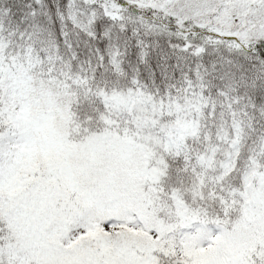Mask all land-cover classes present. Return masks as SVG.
Segmentation results:
<instances>
[{
	"label": "rangeland",
	"instance_id": "rangeland-1",
	"mask_svg": "<svg viewBox=\"0 0 264 264\" xmlns=\"http://www.w3.org/2000/svg\"><path fill=\"white\" fill-rule=\"evenodd\" d=\"M98 1L68 3L69 18L86 40L95 37L93 9ZM127 1L158 7L224 36L264 39V0ZM113 9L107 13L115 19L118 8ZM1 27L0 121L5 129L0 136V214L5 227L0 263L156 264L165 228L164 218L150 210L161 175L159 139L177 141L196 132L205 104L201 89L190 87L163 98L145 92L134 80L107 96L112 130L77 147L66 136L62 93L82 80H61L45 71L40 57L32 49L16 50ZM130 118L136 130L126 137V131L116 128L118 120ZM243 126L237 117L231 129L222 130V145L212 149L221 151L213 163L218 170L232 167ZM257 152L264 155V140ZM258 158L243 177L245 211L230 230L189 224L185 220L194 213L175 196L169 202L173 220L186 224L180 244L190 264H261L264 165ZM94 165L96 172L89 169ZM118 228L127 232L117 235Z\"/></svg>",
	"mask_w": 264,
	"mask_h": 264
},
{
	"label": "trees",
	"instance_id": "trees-1",
	"mask_svg": "<svg viewBox=\"0 0 264 264\" xmlns=\"http://www.w3.org/2000/svg\"><path fill=\"white\" fill-rule=\"evenodd\" d=\"M68 3L0 0V29L5 27L16 50L32 49L45 71L61 80H82L62 93L67 104L66 136L72 144L82 146L112 130L115 122L109 119L107 96L132 86L134 80L145 92L163 98L186 93L190 87L203 93L196 132L177 141L159 139L161 175L150 203L152 213L165 220L156 264H190L180 244L186 224L173 220L168 204L177 197L194 213L185 221L206 230H230L242 218L243 177L254 157L264 165V155L257 152L264 140V39L224 36L155 6L99 0L93 9L95 37L86 40L69 18ZM114 6L115 19L107 13L115 11ZM237 117L244 122L239 149L232 167L222 172L213 164L221 151L212 149L222 145V130L231 129ZM132 120H118L116 129L133 136ZM4 129L0 121V136ZM97 167L89 169L96 172ZM4 227L0 214V238ZM125 232L118 228L117 235Z\"/></svg>",
	"mask_w": 264,
	"mask_h": 264
}]
</instances>
